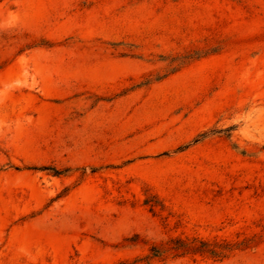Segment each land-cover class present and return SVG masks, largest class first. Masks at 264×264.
<instances>
[{
    "label": "rangeland",
    "instance_id": "rangeland-1",
    "mask_svg": "<svg viewBox=\"0 0 264 264\" xmlns=\"http://www.w3.org/2000/svg\"><path fill=\"white\" fill-rule=\"evenodd\" d=\"M178 236L264 264V0H0V264Z\"/></svg>",
    "mask_w": 264,
    "mask_h": 264
},
{
    "label": "trees",
    "instance_id": "trees-1",
    "mask_svg": "<svg viewBox=\"0 0 264 264\" xmlns=\"http://www.w3.org/2000/svg\"><path fill=\"white\" fill-rule=\"evenodd\" d=\"M194 58L191 55L182 57L180 66L187 64ZM151 206L154 207L155 205ZM255 244L256 240L253 238L233 242L230 240L210 241L199 237H170L164 242L151 244L148 253L135 262L150 264L154 260L167 261L184 257H202L215 262H223L239 252L255 247Z\"/></svg>",
    "mask_w": 264,
    "mask_h": 264
}]
</instances>
